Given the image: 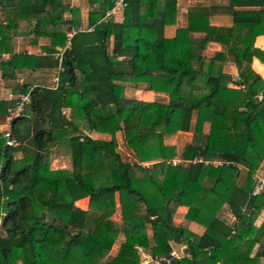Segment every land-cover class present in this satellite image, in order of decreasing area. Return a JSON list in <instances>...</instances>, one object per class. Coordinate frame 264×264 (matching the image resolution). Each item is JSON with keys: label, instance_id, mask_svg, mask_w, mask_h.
Returning <instances> with one entry per match:
<instances>
[{"label": "trees", "instance_id": "trees-1", "mask_svg": "<svg viewBox=\"0 0 264 264\" xmlns=\"http://www.w3.org/2000/svg\"><path fill=\"white\" fill-rule=\"evenodd\" d=\"M227 1L230 24L211 23L220 6L197 4L169 38L178 0H126L122 21L107 16L115 0H87L86 24L67 0H0V74L14 95L0 90L13 140L0 132V264H142V252L169 255L172 242L186 255L168 264H264V194H252L264 161V78L253 67L264 63V0ZM18 38L42 53L18 51ZM211 42L221 49L204 54ZM37 69L58 81L20 77ZM128 83L168 101L129 97ZM179 131L193 132L181 152L165 143ZM118 132L143 163L123 160ZM56 148L72 168H52Z\"/></svg>", "mask_w": 264, "mask_h": 264}, {"label": "rangeland", "instance_id": "rangeland-1", "mask_svg": "<svg viewBox=\"0 0 264 264\" xmlns=\"http://www.w3.org/2000/svg\"><path fill=\"white\" fill-rule=\"evenodd\" d=\"M67 1H70V0H67ZM201 1L206 2V0L205 1L201 0ZM46 42H47V39H45V38L41 39V44L46 43ZM260 43H261V47L264 48V39H261L259 41V44ZM16 49L18 51L19 50L32 49V51H34L36 53H42L40 46H36L35 48L31 47L27 44V39H24V38H18L16 40ZM231 70H232V67H230V64H228L226 66V71L231 72ZM56 75H57L56 70L37 69L35 71L26 70L25 73L20 74V77L25 76L26 80L32 81V79H34V80H38L35 82H39V83L46 84V85H53L56 82V80H55ZM12 83H13L12 81L4 80L0 74V90H1V96L3 98H6V99L14 98V95L12 93V89L10 87L12 85ZM126 85H127L126 94L129 97L142 99V100L152 99V97H153L152 95H148L145 92L146 91L145 87H138V86L135 87V85L132 83H128ZM234 85H237V84H234ZM139 90H140V92H139ZM153 99H155L156 101L157 100L158 101H165L166 100V98H164V96H161V95H155ZM69 111H70L69 109H65L66 114H69ZM194 118H196V117H194ZM9 123H10V120L6 119L5 117L0 116V132L9 130V126H10ZM208 127H209V125L205 126V131L208 130ZM86 130L90 133V135L93 138H96V139H110L111 138L110 134H104V133H100V132H96V131L90 132L88 128ZM179 132L177 134H174L173 136L169 135L170 137L168 138L167 142L174 144L177 147L183 145L185 143V141H187V139L190 137V134L179 133ZM116 135H117V141H118L117 142V144H118L117 145V147H118L117 151L121 154L123 160L124 161H131V162L134 161L135 160V157H134L135 152L127 146V144L124 140L125 136H124L123 132H118V133H116ZM51 166L53 169H62V168L69 169V168H72V159L70 156H62L57 151V148H56L54 155L52 157ZM262 169L264 170V167ZM244 173H245V171H244ZM81 206L85 207L84 209H87V207H88V205H85V206L81 205ZM223 210H224V213H222V214L225 218H227V216H228L227 210H229V208H224ZM220 216H221V214H220ZM113 218L117 221H122V214H121L120 208H118L116 210L115 214L113 215ZM175 222L177 223L176 220H175ZM149 233L150 234L152 233L151 229H149ZM123 239H124V235L120 234L117 241L115 242V244L113 246V249L111 250V254H110L111 256H114L116 254L118 247H119L120 243L123 241ZM173 250H175V246H174ZM183 250L184 251L180 257L186 255L185 248Z\"/></svg>", "mask_w": 264, "mask_h": 264}, {"label": "crops", "instance_id": "crops-1", "mask_svg": "<svg viewBox=\"0 0 264 264\" xmlns=\"http://www.w3.org/2000/svg\"><path fill=\"white\" fill-rule=\"evenodd\" d=\"M197 1V2H196ZM205 1V0H203ZM71 2V5L73 7H77L80 9L81 11V15L83 17V22L84 24H86V21H87V12H88V2L87 0H70ZM194 2V3H193ZM227 0H206V2H202L201 0H178V13H177V22L176 24L174 25H169V26H166L165 28V36L166 37H173L175 36L176 34V30L177 28L179 27H185L188 23V17H187V13H188V10L190 7H193L197 4H203V5H206V6H212V5H218L220 7L217 8L216 12H214V14L211 16V23L212 24H215V25H227V24H230V16H229V12L227 10H225V6L227 5ZM111 17L115 20V21H122L123 20V11L120 10V9H117L115 10V12L111 15ZM195 36H198V35H202L201 33H194ZM261 39H264V36L261 37ZM259 39V41L261 40ZM260 46H261V43H260ZM31 47H36V46H31ZM30 48V47H29ZM221 49V46L216 44L215 42H211L209 44V46L204 50V54H207V55H212L214 53L215 50H220ZM31 52H34L32 51V49H29ZM36 53V52H34ZM256 62H258L260 64V66L263 68L262 70H258L255 65H256ZM230 67H232V70L231 72V75L233 76L234 79H239V71L237 69V67L233 64H230ZM253 67L254 69L261 74V76L264 78V63H262L260 60L258 59H254L253 61ZM231 86H235L233 83L230 84ZM136 87V85H135ZM138 87H144V85H139ZM144 91V90H143ZM140 92V90H139ZM148 95H152V99H146V100H149V101H154L155 99L154 96L155 95H161V96H164V98H166L165 101H168V96L165 95V94H161V93H157V92H153V91H150V90H146L145 91ZM144 92V93H145ZM195 123V118L193 119V124ZM209 124L207 123L206 126H208ZM209 129V127H208ZM89 135L90 133L85 130ZM90 132H92L91 130H89ZM208 131V130H206ZM179 133H187V134H190V137L187 139L186 142H189L192 140V137H193V132L192 131H180ZM173 136V135H171ZM170 136H165V143L166 144H169V145H174V144H171V143H168L167 140ZM185 143L181 146H176L177 147V150L178 152H181ZM178 157V156H177ZM176 157V158H177ZM264 167V161L261 163L259 169L257 170V175L259 176H264V170L262 169ZM85 208V207H84ZM224 208H229V206L226 204ZM187 206H180L177 213H176V216H175V220L177 221V223H180V221L183 219L185 213L187 212ZM222 209L221 211V218L223 220H225L228 224H233L235 222V217L234 215L232 214L230 208L229 210H227V213H228V216L227 218H225L223 216L222 213H224V210ZM264 220V210L261 212L258 220H257V224L260 225L262 223V221ZM191 230H193L194 232H197L199 234H202L204 231H205V227L203 225H200L196 222H193L190 226ZM172 246L174 248L175 246V251L177 252L178 255H182L183 253V249L186 247L185 244H180V243H175V242H172ZM143 254L145 255H150L148 252H142Z\"/></svg>", "mask_w": 264, "mask_h": 264}, {"label": "built area", "instance_id": "built-area-1", "mask_svg": "<svg viewBox=\"0 0 264 264\" xmlns=\"http://www.w3.org/2000/svg\"><path fill=\"white\" fill-rule=\"evenodd\" d=\"M127 5L126 0H115V5L114 8L108 12L107 16H111L115 10L117 9H123L125 8V6ZM74 32L69 33V38L73 35ZM70 46V42H68L67 47ZM59 70H62V67H59ZM56 81H58V77L55 78ZM28 99V96H22L21 100L22 101H26ZM22 106L23 103H20L17 106V109L12 110L13 114L19 113L20 111H22ZM5 137L7 138V144L8 145H13V140L11 138L10 135V130L5 131ZM181 161V159H173L171 162L172 164H177ZM255 179V183L252 189V194L253 195H260V194H264V176H259L257 174H255L254 176ZM180 255L177 254V252L175 250L171 251V253L169 255H162L159 257H153L150 255H145L143 254V262L142 264H168L170 263V261L173 258H179Z\"/></svg>", "mask_w": 264, "mask_h": 264}, {"label": "water", "instance_id": "water-1", "mask_svg": "<svg viewBox=\"0 0 264 264\" xmlns=\"http://www.w3.org/2000/svg\"><path fill=\"white\" fill-rule=\"evenodd\" d=\"M59 49H61V48L59 47ZM134 155H135L134 157L138 163H143V160L138 153H135Z\"/></svg>", "mask_w": 264, "mask_h": 264}]
</instances>
